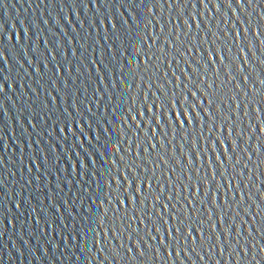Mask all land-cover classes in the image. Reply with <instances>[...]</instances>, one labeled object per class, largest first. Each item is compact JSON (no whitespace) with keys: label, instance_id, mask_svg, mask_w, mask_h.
<instances>
[{"label":"water","instance_id":"obj_1","mask_svg":"<svg viewBox=\"0 0 264 264\" xmlns=\"http://www.w3.org/2000/svg\"><path fill=\"white\" fill-rule=\"evenodd\" d=\"M262 127L264 0H0V264H264Z\"/></svg>","mask_w":264,"mask_h":264},{"label":"snow or ice","instance_id":"obj_2","mask_svg":"<svg viewBox=\"0 0 264 264\" xmlns=\"http://www.w3.org/2000/svg\"><path fill=\"white\" fill-rule=\"evenodd\" d=\"M218 53H219V50H218ZM209 60L212 59V56L209 55L208 57ZM195 95V93H193V96ZM180 101H181V104L183 105L186 101H185V97L183 95L180 96ZM169 103L172 104V107H173V114H176V111H175V104L170 100ZM161 107H163V105H161ZM219 109H217L218 111ZM205 112L207 113V109H205ZM165 116H167V113L165 112L164 113ZM183 115H184V118L185 119H188V116H189V113L188 111L185 109L184 112H183ZM177 122H179V116L177 115ZM157 123H159V119L157 118ZM209 131H211V128H209ZM261 132L264 133V127L261 128ZM221 146H223V142H221ZM236 145H235V142L233 141V148H235ZM137 192L140 191V184H137ZM213 202H215V197H213ZM143 203V201H141V204ZM185 231H187V229H185Z\"/></svg>","mask_w":264,"mask_h":264}]
</instances>
